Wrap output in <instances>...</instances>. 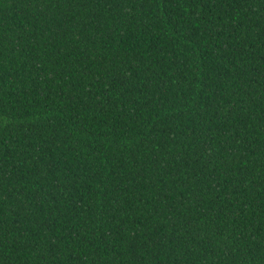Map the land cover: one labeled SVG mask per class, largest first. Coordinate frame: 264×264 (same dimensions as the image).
<instances>
[{"label": "trees", "instance_id": "obj_1", "mask_svg": "<svg viewBox=\"0 0 264 264\" xmlns=\"http://www.w3.org/2000/svg\"><path fill=\"white\" fill-rule=\"evenodd\" d=\"M0 264H264V0H0Z\"/></svg>", "mask_w": 264, "mask_h": 264}]
</instances>
